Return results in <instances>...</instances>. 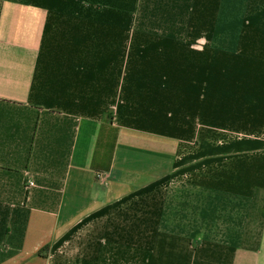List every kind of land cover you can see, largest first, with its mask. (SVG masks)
Returning <instances> with one entry per match:
<instances>
[{"label":"crops","instance_id":"crops-1","mask_svg":"<svg viewBox=\"0 0 264 264\" xmlns=\"http://www.w3.org/2000/svg\"><path fill=\"white\" fill-rule=\"evenodd\" d=\"M0 264H264V0H0Z\"/></svg>","mask_w":264,"mask_h":264},{"label":"built area","instance_id":"built-area-1","mask_svg":"<svg viewBox=\"0 0 264 264\" xmlns=\"http://www.w3.org/2000/svg\"><path fill=\"white\" fill-rule=\"evenodd\" d=\"M29 186L30 187L34 186V182H30Z\"/></svg>","mask_w":264,"mask_h":264}]
</instances>
